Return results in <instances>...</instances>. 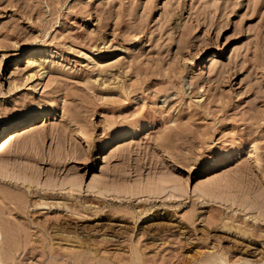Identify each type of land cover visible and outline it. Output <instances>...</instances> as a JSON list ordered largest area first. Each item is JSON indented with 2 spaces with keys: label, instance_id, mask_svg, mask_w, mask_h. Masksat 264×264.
<instances>
[{
  "label": "rangeland",
  "instance_id": "374dc122",
  "mask_svg": "<svg viewBox=\"0 0 264 264\" xmlns=\"http://www.w3.org/2000/svg\"><path fill=\"white\" fill-rule=\"evenodd\" d=\"M31 115L0 264H264V0H0V126Z\"/></svg>",
  "mask_w": 264,
  "mask_h": 264
},
{
  "label": "bare ground",
  "instance_id": "6f19581e",
  "mask_svg": "<svg viewBox=\"0 0 264 264\" xmlns=\"http://www.w3.org/2000/svg\"><path fill=\"white\" fill-rule=\"evenodd\" d=\"M19 56L20 55H18L17 57L20 59ZM33 62H34V56H33V54H30L26 60V65H32ZM38 116L39 115L27 116L26 118H24L22 120H19V121H16V122H13V123H10L7 125L0 126V153L3 152V150L6 148L8 143L12 142V140L16 139L17 137H20L23 134V131H25V129L34 125V122L36 120H38L37 119ZM124 136H121V137H124ZM82 148L83 149H89V148H91V144L86 142L85 145L82 146ZM7 165L0 163V170L3 168L6 169V167H8ZM255 167H256V169H255L256 171L254 170V172H262L263 169H261L260 166L256 165ZM23 180H25V179H23ZM28 185H29V183H28ZM49 187L53 188L51 185ZM102 187H104V186H102ZM47 188H48V185H47ZM98 189H101V188H98ZM96 192H98V190ZM106 192H107V190H106ZM99 193H101V192H99ZM174 195H176V194H174ZM41 202H43V201H41ZM39 207H41V209L45 208L44 205H40Z\"/></svg>",
  "mask_w": 264,
  "mask_h": 264
}]
</instances>
